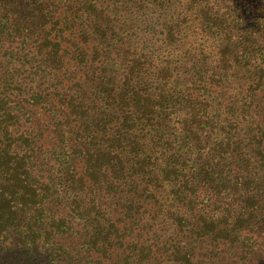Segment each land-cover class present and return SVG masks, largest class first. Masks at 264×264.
<instances>
[{
    "label": "trees",
    "instance_id": "1",
    "mask_svg": "<svg viewBox=\"0 0 264 264\" xmlns=\"http://www.w3.org/2000/svg\"><path fill=\"white\" fill-rule=\"evenodd\" d=\"M0 264H264V0H0Z\"/></svg>",
    "mask_w": 264,
    "mask_h": 264
}]
</instances>
